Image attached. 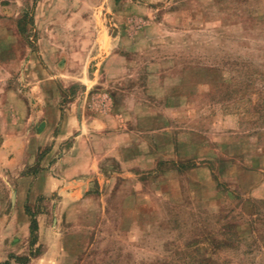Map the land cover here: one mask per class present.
<instances>
[{
    "label": "rangeland",
    "instance_id": "rangeland-1",
    "mask_svg": "<svg viewBox=\"0 0 264 264\" xmlns=\"http://www.w3.org/2000/svg\"><path fill=\"white\" fill-rule=\"evenodd\" d=\"M263 183L264 0H0V264H264Z\"/></svg>",
    "mask_w": 264,
    "mask_h": 264
},
{
    "label": "crops",
    "instance_id": "crops-1",
    "mask_svg": "<svg viewBox=\"0 0 264 264\" xmlns=\"http://www.w3.org/2000/svg\"><path fill=\"white\" fill-rule=\"evenodd\" d=\"M203 170H205V168H203ZM205 172H206V170H205ZM263 186H264V183L260 186V188L262 189Z\"/></svg>",
    "mask_w": 264,
    "mask_h": 264
}]
</instances>
